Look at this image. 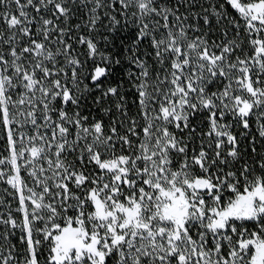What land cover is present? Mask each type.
I'll return each instance as SVG.
<instances>
[{"label": "snow or ice", "instance_id": "obj_1", "mask_svg": "<svg viewBox=\"0 0 264 264\" xmlns=\"http://www.w3.org/2000/svg\"><path fill=\"white\" fill-rule=\"evenodd\" d=\"M0 264H264V0H0Z\"/></svg>", "mask_w": 264, "mask_h": 264}, {"label": "trees", "instance_id": "obj_2", "mask_svg": "<svg viewBox=\"0 0 264 264\" xmlns=\"http://www.w3.org/2000/svg\"><path fill=\"white\" fill-rule=\"evenodd\" d=\"M0 187H2V186H0Z\"/></svg>", "mask_w": 264, "mask_h": 264}]
</instances>
